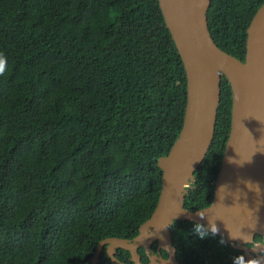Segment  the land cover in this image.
Returning <instances> with one entry per match:
<instances>
[{
	"label": "trees",
	"instance_id": "trees-1",
	"mask_svg": "<svg viewBox=\"0 0 264 264\" xmlns=\"http://www.w3.org/2000/svg\"><path fill=\"white\" fill-rule=\"evenodd\" d=\"M262 1L209 0L214 43L243 60ZM0 53V264H89L98 240L132 237L151 213L156 159L181 126L185 74L157 0H0ZM230 104L221 75L187 209L212 199ZM193 222L169 225L178 264H232L242 254L219 243L223 235L199 239ZM114 256L131 263L126 249ZM96 264L121 263L102 248Z\"/></svg>",
	"mask_w": 264,
	"mask_h": 264
},
{
	"label": "water",
	"instance_id": "water-1",
	"mask_svg": "<svg viewBox=\"0 0 264 264\" xmlns=\"http://www.w3.org/2000/svg\"><path fill=\"white\" fill-rule=\"evenodd\" d=\"M157 4L185 74L181 126L166 154L156 159L161 168L160 188L149 216L130 238L108 236L98 240L89 264H96L102 248L111 262L127 264L114 256L116 247L129 252V264H139L137 248L146 251L153 240L166 251V257L148 254V264H178L169 234L174 219L205 225L207 218L215 219L219 234L241 249L245 259L254 258L241 239L230 238L229 230L234 234L254 231L264 238V0L246 26L243 60L219 48L210 36L206 21L209 0H157ZM221 75L230 86V122L213 181V196L208 205L187 209L181 199L213 135ZM236 150L239 161L250 162L239 166L230 177L229 157ZM246 181L253 184L246 186ZM198 211H206L204 220L199 219ZM254 225L255 230L251 229Z\"/></svg>",
	"mask_w": 264,
	"mask_h": 264
},
{
	"label": "clouds",
	"instance_id": "clouds-1",
	"mask_svg": "<svg viewBox=\"0 0 264 264\" xmlns=\"http://www.w3.org/2000/svg\"><path fill=\"white\" fill-rule=\"evenodd\" d=\"M7 70V57L0 53V76H4ZM245 162L250 161H238L233 160V158L229 157V163H235L239 166H243ZM246 186L249 184H253L251 181L245 182ZM256 188L255 191L260 190V186L258 183H255ZM206 211L204 212H197V216L200 220H204L206 218ZM208 224L205 225L203 223H200L199 221L193 222V227L191 229V232L198 237L199 239H206L209 236H217L219 234V228L217 227V224L215 223V219L207 218ZM251 229L255 230L256 225L252 226ZM230 238L233 240L241 239L245 248L250 249L251 251L258 253L257 256L250 259H245V256L243 254L237 255L232 258V264H264V260L261 258L264 257V238H257L254 234V231L252 233H242L241 230L239 233L234 234L233 231L229 230ZM219 243L226 244L227 241L224 239L223 236H221Z\"/></svg>",
	"mask_w": 264,
	"mask_h": 264
},
{
	"label": "flooded vegetation",
	"instance_id": "flooded-vegetation-1",
	"mask_svg": "<svg viewBox=\"0 0 264 264\" xmlns=\"http://www.w3.org/2000/svg\"><path fill=\"white\" fill-rule=\"evenodd\" d=\"M153 242H154V246H153ZM141 248L145 257H146V261L145 263L140 259L141 256L139 255V264H148L149 263V255H153V256H161V257H166V251L161 248V247H157V242L155 240H153L150 245L148 246V249L145 251L143 247H138L137 250ZM239 249V248H238ZM241 250V249H240ZM242 251V250H241ZM138 252V251H137ZM242 254L244 255V252L242 251ZM245 256V255H244ZM252 256L255 257L257 256V253L252 252ZM129 258V257H128ZM246 258V257H245ZM131 262V261H130Z\"/></svg>",
	"mask_w": 264,
	"mask_h": 264
},
{
	"label": "bare ground",
	"instance_id": "bare-ground-1",
	"mask_svg": "<svg viewBox=\"0 0 264 264\" xmlns=\"http://www.w3.org/2000/svg\"><path fill=\"white\" fill-rule=\"evenodd\" d=\"M237 151L238 150H236V152L234 153V156L232 158H233V160H238L239 161V154H238ZM238 168H239V165H237L235 163H231L230 168H229V171H230L231 175H232V172H234ZM231 175H230V177H231ZM230 186H231V178H229V181H228V187H230Z\"/></svg>",
	"mask_w": 264,
	"mask_h": 264
},
{
	"label": "rangeland",
	"instance_id": "rangeland-1",
	"mask_svg": "<svg viewBox=\"0 0 264 264\" xmlns=\"http://www.w3.org/2000/svg\"><path fill=\"white\" fill-rule=\"evenodd\" d=\"M229 173H230V171H229ZM230 175H231V173H230Z\"/></svg>",
	"mask_w": 264,
	"mask_h": 264
}]
</instances>
